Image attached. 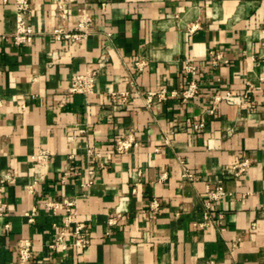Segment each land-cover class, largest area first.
<instances>
[{
  "label": "crops",
  "instance_id": "1",
  "mask_svg": "<svg viewBox=\"0 0 264 264\" xmlns=\"http://www.w3.org/2000/svg\"><path fill=\"white\" fill-rule=\"evenodd\" d=\"M83 6L90 33L72 52L53 34L54 0H32L35 34L20 45L15 0L0 2V195L8 207L0 264H17L23 236L33 243L32 264H264V0H76L68 27ZM212 50L223 55L216 65ZM187 58L198 68L190 99L181 94ZM87 69L98 71L93 92L70 94L72 77ZM248 83L253 110L214 101ZM163 86L167 97L149 102ZM129 135L138 145L119 153L117 141ZM41 149L51 158L30 192L31 155ZM246 158L247 170L231 174ZM219 184L227 195L212 202L207 220L205 202ZM62 198L76 199L86 226L81 251L76 223L66 249L49 246L63 215L46 203Z\"/></svg>",
  "mask_w": 264,
  "mask_h": 264
},
{
  "label": "built area",
  "instance_id": "2",
  "mask_svg": "<svg viewBox=\"0 0 264 264\" xmlns=\"http://www.w3.org/2000/svg\"><path fill=\"white\" fill-rule=\"evenodd\" d=\"M10 0H0L1 3L6 4ZM56 7V16L59 20L57 26L53 29V34L58 39L67 40L70 42V48L72 52L78 51L81 46L85 43L90 33V23L91 16L88 9L83 7L76 8V25L72 28L68 27L67 21L70 14L72 13L74 4L76 0H54ZM32 12V0H15V17H16V28L12 36L14 42L17 45L31 43L33 36L35 34L34 28L29 21L30 14ZM199 25L193 24L189 28V32L195 30ZM213 63L216 65L220 60L223 59V55L215 50L210 52ZM105 60L99 61V68L105 66ZM146 65L145 60L140 59L135 62V68L137 72H140L144 69ZM197 66L191 58L185 59V72L190 75V80L187 83L186 87L182 91V97L184 99H190L196 97L199 93V84L196 79ZM98 71L97 69H87L81 74L74 75L71 79L69 86V93H82L88 95L93 92L95 87V82L97 79ZM263 80V78H260ZM248 88L242 92L238 93L236 91L228 90L223 93H217L214 96V101L219 102L221 100H226L231 104H237L241 108L251 111L255 108V102L250 99V93L255 89V86L251 83H248ZM114 93V92H112ZM169 91L167 87L163 86L157 91H150L148 93V101L151 102L154 96H157L158 99L163 100L167 97ZM127 93L124 95L126 96ZM25 105H22L24 108ZM213 112V109L210 110ZM204 126V121L195 123L194 128H200ZM83 131L82 129L80 130ZM138 143L135 141L134 136L129 135L126 138L120 139L115 145V149L119 153H123L129 150L131 147L137 146ZM51 158L49 151L46 149H41L38 152L31 155V159L36 162V167H34L32 172L29 174L30 180L26 184L28 191L33 192L35 187L42 180L44 172L41 170ZM250 165L249 159H243L235 163L231 167V174L235 176H240L243 174ZM88 181L85 183L86 186H89L93 183L94 169L89 167L87 169ZM185 176L193 178L192 173H185ZM65 178V177H63ZM4 181V179H2ZM227 195V191L222 184H219L213 191L209 192V198L205 202V217L207 220L211 219V207L212 202L218 199H221ZM76 199L73 198H62L61 200H51L46 203V208L52 210L53 212L61 211L63 215V228L57 234V236L50 243L51 248H56L61 246L63 249L67 248V244L63 241V237L66 235L68 228L72 223H76L74 228L75 235V248L78 251L83 250L89 243L88 235L85 230L86 226L83 222H78L76 219L77 213L75 210ZM153 207H158L159 202L154 200L152 202ZM8 213L7 203L4 201L0 195V220L4 218ZM26 215L29 217L30 221L35 220L36 209L33 208L31 211L27 212ZM222 218V215H219V219ZM5 227L9 228V223L5 224ZM17 252V264H32L33 263V243L29 237H21L17 242L16 247ZM207 264H215L214 261L210 260Z\"/></svg>",
  "mask_w": 264,
  "mask_h": 264
}]
</instances>
